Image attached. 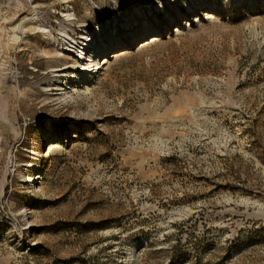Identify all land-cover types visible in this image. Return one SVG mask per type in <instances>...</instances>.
<instances>
[{"label":"rangeland","instance_id":"374dc122","mask_svg":"<svg viewBox=\"0 0 264 264\" xmlns=\"http://www.w3.org/2000/svg\"><path fill=\"white\" fill-rule=\"evenodd\" d=\"M0 264H264V0H0Z\"/></svg>","mask_w":264,"mask_h":264},{"label":"bare ground","instance_id":"6f19581e","mask_svg":"<svg viewBox=\"0 0 264 264\" xmlns=\"http://www.w3.org/2000/svg\"><path fill=\"white\" fill-rule=\"evenodd\" d=\"M65 11L66 12H64V15L67 17L65 19L72 20L73 18H70V16L72 15V13L69 12L68 10H65ZM207 15H208V13H207ZM210 16H212V15L210 14ZM168 24H170L169 21H168L167 25ZM161 28H163V27H161ZM41 31H43V32H49V30L47 28H44ZM177 31H178V29H177ZM63 32H64L63 42L66 44V46L64 48L60 49V50H62L61 55H65L66 57L71 58V56L70 55H67V53H65V51H70L72 53L73 52L76 53V55H77V56L75 55L76 56V59L78 58L77 60L75 59L76 60L75 61V64L76 65L82 66V67H84V69H89V70H92L93 69L94 70V69L102 68L104 66V64L109 61L108 59H105L106 57H104L103 58V61H102V65H101V63L100 62H97V59L95 58L96 53L99 54V49L97 48V46H94L97 43L96 42V39L99 40V38L101 37L100 34H99V32L94 31L93 32V36L91 37L92 39L94 37V39L93 40H89L88 39L89 42L90 41H95V43H92V44L91 43H88V40H86V41H83L82 40V39H85L86 38L85 35H82L81 38H80L81 40L78 42L66 30H64ZM103 32H104V29H103ZM155 37L156 36L150 37L151 38V41L154 40V39H156ZM82 42H84V43L82 44ZM78 43H80V45ZM85 44H86V46H85V48H83V46ZM59 47L61 48L62 46H59ZM95 47H96V49H95ZM115 55H117V53H113L109 57H114ZM55 89L56 90H59V92H57V93H59V94L61 93L62 94L63 92H61V90L64 89V88H63V86H55L54 90Z\"/></svg>","mask_w":264,"mask_h":264}]
</instances>
